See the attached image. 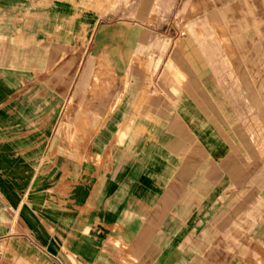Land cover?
Here are the masks:
<instances>
[{
  "label": "crops",
  "instance_id": "0c3cea01",
  "mask_svg": "<svg viewBox=\"0 0 264 264\" xmlns=\"http://www.w3.org/2000/svg\"><path fill=\"white\" fill-rule=\"evenodd\" d=\"M91 5L0 0V264H264V0Z\"/></svg>",
  "mask_w": 264,
  "mask_h": 264
},
{
  "label": "rangeland",
  "instance_id": "374dc122",
  "mask_svg": "<svg viewBox=\"0 0 264 264\" xmlns=\"http://www.w3.org/2000/svg\"><path fill=\"white\" fill-rule=\"evenodd\" d=\"M91 3H95V5H91V7L98 8L100 11H103L105 13H114L117 11L124 12V10L134 1V0H88ZM185 31V30H181ZM181 31L178 32L179 35H181ZM186 32V31H185ZM165 44H167V41L165 40ZM235 58L238 57V55H234Z\"/></svg>",
  "mask_w": 264,
  "mask_h": 264
},
{
  "label": "built area",
  "instance_id": "2783aa9c",
  "mask_svg": "<svg viewBox=\"0 0 264 264\" xmlns=\"http://www.w3.org/2000/svg\"><path fill=\"white\" fill-rule=\"evenodd\" d=\"M180 33H181V35H183V34H185V31H181Z\"/></svg>",
  "mask_w": 264,
  "mask_h": 264
}]
</instances>
